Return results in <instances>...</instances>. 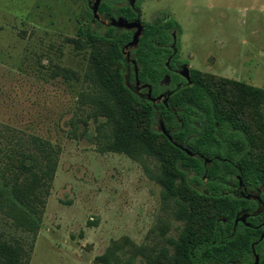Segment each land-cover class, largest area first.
<instances>
[{
    "label": "rangeland",
    "instance_id": "obj_1",
    "mask_svg": "<svg viewBox=\"0 0 264 264\" xmlns=\"http://www.w3.org/2000/svg\"><path fill=\"white\" fill-rule=\"evenodd\" d=\"M139 4L144 22L175 21L168 44H177L178 61L216 79L264 89V0ZM91 13L87 0H0V184L12 185L20 199L36 205L42 219L30 255L23 251L25 264H175L169 240L184 223L147 171L161 173L159 161L141 148L136 133L122 146L126 124L116 101L107 102L114 114L102 111L88 36L100 24ZM97 44L103 52L111 47ZM168 81L166 76L161 85ZM226 91L258 139L252 151L257 158L264 153V101L242 103L234 84ZM134 128L139 132L142 124ZM32 136L57 150L48 185L20 165L33 151ZM0 232L9 241L31 235L1 210ZM3 238L0 264H15L23 249Z\"/></svg>",
    "mask_w": 264,
    "mask_h": 264
},
{
    "label": "trees",
    "instance_id": "obj_2",
    "mask_svg": "<svg viewBox=\"0 0 264 264\" xmlns=\"http://www.w3.org/2000/svg\"><path fill=\"white\" fill-rule=\"evenodd\" d=\"M120 2L102 0L98 11L129 17L132 9ZM91 16L96 18L92 13ZM174 22L171 19L144 22L138 44L129 48L130 57L137 65L140 89L136 87L135 67L128 60L125 47L131 40L129 31L108 23L88 32L95 46L91 64L98 74V90L103 94L102 111L114 114L107 102L115 100L125 117L126 127L120 131L126 135L121 139L122 146L134 140L137 134L136 141L141 148L159 161L161 173H152L148 168L147 171L161 185L164 203H173L175 217L184 223L177 238L169 240L175 264H253V245L260 255L258 264H264V238H261L264 226L259 224L264 222V208L255 217H249L250 225L243 222L235 225L238 213L253 211L255 204L225 192L228 182L239 181L236 175L246 185L264 187V153L254 158L252 151L258 139L256 141L241 118L238 105L231 102L226 86L237 87L242 103L245 99L264 101V89L231 79H216L192 68L189 83L170 70L166 65L170 52L167 44L169 38L172 42L171 31L177 25ZM101 41L111 43L106 52L96 47ZM175 61V57L169 61L171 67H175ZM114 65L118 66L113 71ZM166 76L169 83L161 85ZM179 83H183L182 86L174 90ZM144 84L151 86L152 96L156 98L165 89L174 92L167 103L153 101L147 97L148 86ZM161 120L168 134L160 129ZM139 122L142 129L135 132V124ZM116 142L112 143L115 148ZM32 144L33 151L20 159V165L35 174L42 186L50 184L57 168V150L36 136H32ZM0 191V210L16 228L31 233L27 241L18 238L9 241L0 232V237L17 251L23 249L21 254L18 251L15 264H25L24 255H30L41 227V211L20 199L10 184H0ZM36 198L44 204L40 196ZM25 244L28 248H24ZM101 258L105 260L104 256Z\"/></svg>",
    "mask_w": 264,
    "mask_h": 264
},
{
    "label": "flooded vegetation",
    "instance_id": "obj_3",
    "mask_svg": "<svg viewBox=\"0 0 264 264\" xmlns=\"http://www.w3.org/2000/svg\"><path fill=\"white\" fill-rule=\"evenodd\" d=\"M101 1L102 0H100V3H101ZM94 2H95V0H87V6L91 10L93 16H94V13H93V10H92V5L94 4ZM120 3L123 6H129L132 9L133 12H129V17H124V16H120V15L112 16V15H108L106 13L101 14L97 10L98 17L92 18V21L93 22H97L100 25H107L110 22V19L112 17H115V18H117V17H123V18H125L128 21H134V20L139 19L141 21V23L143 25V29H144L145 23L140 18V8H139L140 7V4H139V0H121ZM124 29H126V30L129 31V33L131 35V40H132L133 35H134V33H135V31H136L137 28L136 27H133L131 29H127V28H124ZM142 32H143V30H142ZM171 34H172V37L175 36L176 35V30H172L171 31ZM171 45H172V43H171ZM171 45L170 44H167V48L170 49V52L167 53L166 65H167V67L170 70L174 71L175 73H178L181 76V74H180L181 66L183 64H185L186 62H184V61H178V58L176 57V54L173 55V49L171 48ZM174 57L176 58L175 67H171L170 64H167V61L169 59L171 61L172 59H174ZM128 60L129 61H132L133 59L130 57ZM186 64H188V63H186ZM190 73H191V68H190ZM181 77H183V76H181ZM132 86H133V84H132ZM166 90H168V89H165V91ZM147 91H148V89H147ZM164 92H162V93H164ZM162 93H160V94H162ZM157 101H161V102L167 103V100H165V97H162L161 99H158ZM160 129H162L161 126H160ZM165 129L167 130L166 126H165ZM235 167L237 169H239V166L237 164H235ZM237 176H239V175H236V177ZM227 185H228L229 188L225 191L226 193H229V194L234 195V196H241L242 198L248 199L253 204H255V208L253 209V211L252 210L251 211H244V210H242L241 211L242 213L241 212L238 213L237 217L235 218V220H236L237 218H242L245 215H247V217L245 218V220H239L238 223L239 222H243L246 225H250L249 217H251V215L253 217H255L256 214H259L261 212V210L264 208V200H263L264 187L259 186V185H256V184L246 185L245 182L242 179H241V181L239 180L238 182H231V183L228 182ZM259 224H262L264 226V222H260ZM261 238L262 239L264 238V231L261 233ZM256 252H257V250H256Z\"/></svg>",
    "mask_w": 264,
    "mask_h": 264
},
{
    "label": "water",
    "instance_id": "obj_4",
    "mask_svg": "<svg viewBox=\"0 0 264 264\" xmlns=\"http://www.w3.org/2000/svg\"><path fill=\"white\" fill-rule=\"evenodd\" d=\"M99 4H100V0H95L94 4L92 5V10H93V13H94V16H95V17H98L97 10H98ZM109 23H110L111 25L115 26V27H118V28H127V29H131V28H133V27H136L137 29H136V31H135V33H134V35H133L132 40H131L129 43H127V44L125 45V47H126V48H131V47H134V46H136V45L138 44L139 36L141 35L142 30H143V25H142V23H141V21H140L139 19L134 20V21H128V20H126V19L123 18V17H117V18L112 17V18L110 19V22H109ZM171 48L173 49V55L176 54V52H177V47H176V45H175L174 43L171 45ZM127 57L130 58V52H129V49H128V52H127ZM169 61H170V59L167 61V64H169ZM132 62H133V64H134V67H135V73H136V87H137L138 89H140V87H141V85H140V81H139V79L137 78V71H138V70H137V65H136L135 60H132ZM180 74H181V76H183V77H184L189 83L192 82V80H191V74H190V66H189L188 64L185 63V64H183V65L181 66ZM182 84H183V83H179V84L177 85L176 89H174V90L179 89V88L182 86ZM143 86H148V91L146 92V95H147L148 98H150V99L153 100V101H155L157 98H158V99H161L162 97H165V100H167V98H168V97L174 92V90H169V89H168V90H166L164 93L159 94L157 98H155V97L152 96V88H151V86H150V85H145V84H144ZM160 125H161V128H162V131H163L164 133L168 134L167 131H166V129H165V125H164V123H163L162 120L160 121ZM189 153H191V152H189ZM208 160H209V159L206 158V161H208ZM238 179L241 181V177H240V176H238ZM246 217H247V215H245V216L242 217V218H237V219L235 220V222H234L235 225L238 224V221H239V220H245ZM253 253H254V255H255V261H254L253 264H258V263H259V260H260V255H259V253L256 252V250H255V248H254V245H253ZM233 264H236V263H233Z\"/></svg>",
    "mask_w": 264,
    "mask_h": 264
}]
</instances>
